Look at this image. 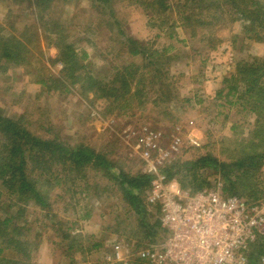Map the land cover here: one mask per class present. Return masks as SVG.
Returning a JSON list of instances; mask_svg holds the SVG:
<instances>
[{
  "label": "rangeland",
  "instance_id": "obj_1",
  "mask_svg": "<svg viewBox=\"0 0 264 264\" xmlns=\"http://www.w3.org/2000/svg\"><path fill=\"white\" fill-rule=\"evenodd\" d=\"M135 1L114 0L110 15L94 0H56L50 4L47 17L34 23L37 13L42 14L40 7L28 1L0 0V37L10 35L21 40L26 28L38 29L42 52L29 45L32 58L25 55L21 66L0 70V110L8 116L26 115L31 125L41 114L51 137L57 135L59 143L91 148L104 155L107 164L99 170L86 167L84 178L74 187L68 183L53 188L49 198L55 215L52 222L44 221L41 212L29 210L28 220L35 223L30 231L32 264H148L143 255L158 248L161 240L158 237L156 242L139 246L131 240L138 217L112 176H147L140 157L143 143L153 135L156 138L151 140L150 154L164 156L162 168L176 163L189 165L203 157L230 164L232 155L224 153L225 143L235 140L242 146L240 143L252 140L256 115L239 99L240 92L229 91L236 85L232 81L237 77L238 64L264 61V44L256 41L249 20L224 15L212 35V27H200L191 37V27L182 26L183 13L177 10L195 1L167 0L171 9L163 14L145 11ZM55 23L58 27L52 29ZM126 37L147 43L161 54L155 66L159 76L140 84L144 87L141 95L111 105L78 85L64 93L60 88L47 91L37 83L42 76L49 81L64 79L55 47L61 38L62 48L68 45L83 67L79 70L82 77L88 74L110 81L116 72L113 68L142 62L140 56H129ZM124 103L126 106L119 108ZM31 129L35 135L44 136L38 126ZM260 168L257 174L264 185V164ZM244 170H230V179ZM202 172L208 189L216 184L222 189L223 178L216 170L205 167ZM171 173L170 183L181 188L184 172L176 169ZM150 212L146 220L151 225L154 219L159 220V212L153 208ZM86 214L88 219L83 218ZM65 231L66 238L62 235ZM93 245H99L98 249L90 250ZM106 257L111 260L106 261ZM258 264H264V256Z\"/></svg>",
  "mask_w": 264,
  "mask_h": 264
},
{
  "label": "trees",
  "instance_id": "obj_2",
  "mask_svg": "<svg viewBox=\"0 0 264 264\" xmlns=\"http://www.w3.org/2000/svg\"><path fill=\"white\" fill-rule=\"evenodd\" d=\"M22 1H28L40 7L43 15L39 11L38 18L34 22L38 23L41 22L39 19L47 17L51 9L50 4L56 0ZM94 1L103 4L111 15V3L114 0ZM184 1L190 3L189 1L192 0ZM193 1H195L194 5L189 6L184 3L185 5L182 4L179 7L181 10H177L183 13L182 26L191 27V37L195 36L196 28L200 27L208 30L212 27L210 33L212 35L224 15L231 17L236 14L244 20H249L256 41L264 44V0ZM135 2L145 7V11H157L163 14L171 9L167 0H136ZM202 16L208 21L204 22ZM192 18L195 21H192ZM57 27L56 23L52 25V29ZM30 29L32 32L28 34ZM55 31L57 30H51V32ZM39 37L38 29L30 27L23 31L21 40H15L10 35L5 38L0 37V70H7L10 66H21L25 55L31 57L29 45L41 54ZM63 40L61 38L55 47L59 50V60L63 64L64 79L49 81L42 76L37 83L47 91L60 88L64 93H69L71 88L78 85L82 91L94 92L97 98L107 100L111 105L122 100L123 104L134 95H141L144 92V87L140 88L143 81L159 76L155 66L159 64L161 54L152 51L147 43H139L135 39L126 37L129 56L131 58L140 56L142 59L139 66L127 65L120 69L113 68L116 72L111 76V80L106 82L88 74L82 77L79 70H83V67L79 66V60L72 54L68 45L62 48ZM236 76L235 82L232 81V83L237 86L231 87L229 91L240 92L239 99L248 104L250 110L256 115L257 123L252 140L240 143L242 146L237 145L238 142L235 140L225 143L224 153L228 156L232 155L230 164L220 163L211 157H203L189 165L176 163L172 166L171 164L163 168L162 172L169 180L173 179L171 171L177 169L184 172V177L180 180L181 188L198 192L210 187L206 178L202 177V170L205 167L214 169L223 178V194L235 195L249 202L264 197L263 181L257 174L264 164V61L255 59L252 63L238 64ZM130 83L134 84V87L129 86ZM132 89L135 91L130 95ZM125 106L126 103L119 108L123 109ZM38 117L40 119L31 125L27 122L26 115L8 116L0 110V264H32L34 247L31 243L33 239L30 237V231L35 223L28 220L29 210L41 212L44 221L49 219L52 222L55 215L51 212L49 198L53 188L65 187L68 183L74 187L80 179L84 178L83 172L87 169L86 167H92L95 170L107 167L104 155L95 153L91 148L78 144L73 146L67 142L59 143L57 135L51 137L48 125L43 123L45 119L41 122L42 115ZM32 126H38L44 136L35 135L32 132ZM236 147H239L238 150H235ZM234 168L246 170L234 179H230L229 171ZM112 180L119 185L124 200L138 217V227L131 233V240L137 246L149 241L156 242L158 237L162 241L164 230L159 220L154 219L155 222L151 225L146 220L151 212L145 204L144 191L149 188L151 178L144 175L130 176L119 173L117 176H112ZM153 210L158 214L157 208ZM83 218L88 219V214ZM66 231L62 234L64 238L68 236ZM262 236L258 237L250 247L249 264H258L264 256V237ZM98 247L99 245H93L90 250L98 249Z\"/></svg>",
  "mask_w": 264,
  "mask_h": 264
},
{
  "label": "built area",
  "instance_id": "obj_3",
  "mask_svg": "<svg viewBox=\"0 0 264 264\" xmlns=\"http://www.w3.org/2000/svg\"><path fill=\"white\" fill-rule=\"evenodd\" d=\"M154 138L143 143L140 158L151 177L145 202L158 209L164 235L158 248L143 255L147 263L249 264L250 246L264 234V197L248 202L223 194L220 184L198 192L173 186L162 172L164 156L150 154Z\"/></svg>",
  "mask_w": 264,
  "mask_h": 264
}]
</instances>
